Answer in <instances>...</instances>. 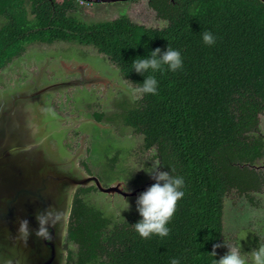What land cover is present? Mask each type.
<instances>
[{
  "label": "trees",
  "instance_id": "obj_1",
  "mask_svg": "<svg viewBox=\"0 0 264 264\" xmlns=\"http://www.w3.org/2000/svg\"><path fill=\"white\" fill-rule=\"evenodd\" d=\"M79 3L0 0V68L33 42L75 39L108 54L140 86L145 77L132 70L135 58L169 44L180 50L183 69L153 73L158 94H143L130 123L147 146H157L162 168L184 177L185 195L168 224L169 235L143 238L134 228L140 216L106 218L77 194L69 239L79 244L82 262L169 264L178 257L181 264H214L221 257L225 192L258 185L246 181L251 174L257 179L248 163L262 149L252 132L264 102V3L149 0L157 17L167 21L162 28L138 24L126 14L87 22L76 14ZM203 30L216 35L214 45L204 44Z\"/></svg>",
  "mask_w": 264,
  "mask_h": 264
},
{
  "label": "flooded vegetation",
  "instance_id": "obj_2",
  "mask_svg": "<svg viewBox=\"0 0 264 264\" xmlns=\"http://www.w3.org/2000/svg\"><path fill=\"white\" fill-rule=\"evenodd\" d=\"M79 1L81 3H89L85 0ZM91 3L96 4L95 2ZM132 21L135 22L134 20ZM57 42L70 44V47L63 51L43 53L41 56L43 57V60L40 63H36L32 66V70L36 72L37 77L30 76L28 74L27 82L35 85V83H38L39 80L36 78L42 76L40 75L42 73H46V75L43 76H46L47 79L55 80L56 88L54 91L57 92V95L56 97L54 96L52 98V107L59 114L61 122L64 124L66 131L71 128L70 133L68 132L69 136L67 139V141L71 144L69 148L74 154L76 153L75 155L81 156L85 154L83 147L86 146L88 151H90L92 147L91 142L93 141V146L98 150L99 154H102L103 156V159L97 158L93 161L98 173H94V170L91 168L87 157H84L81 160L83 166L91 175L96 174L98 180L103 181V184L106 187H110V182L116 181L121 176H123V178L126 179L125 184L127 183L133 188L132 193L134 197L131 198V201L133 202L129 205L128 210H126L127 212L125 211L124 213H119L121 216L117 217V215L110 212V207H108V209H104L102 205H99V203L96 202L93 196H90L91 193L100 188L98 185L81 186L80 190L78 191L79 193L77 194H80L79 196L85 203L96 209H99L103 213L102 215L106 218L120 222L130 219L131 217L135 218L136 216H140L136 209L137 196L143 191H146L148 187L155 183L154 179L147 174L144 168L151 167V165L155 163L160 165L161 170H164L162 168V160L158 155L157 146H147L144 140V134L130 123V119L137 109L143 94L136 91L139 86L134 83L132 78L126 75L122 67L114 62L108 54L100 51L93 45L80 43L75 39L33 43L50 45ZM92 48L96 49L99 54L106 56L107 59L105 57L103 59H96L97 57H93L91 55ZM22 55L23 52L14 56L11 60L7 61V63L2 66L0 70L6 68L15 59L21 57ZM68 61H71V63L76 62V64H74V66L69 65V63H67ZM93 63L98 64V66H95V69L92 68V70H89L90 68H88L86 65L90 64L92 66ZM112 65L115 67L114 69ZM72 68H76L74 71H81V69L84 68L86 73L83 75L85 76L88 74L86 76L88 77L87 86H89L91 92L89 95L81 93L77 96V99H74V101L71 98L72 102H67L64 99L68 98L70 91H73L75 88H77V85L68 84V73L63 69L70 70ZM93 70H96L97 72L95 73ZM78 76L80 75H75V78ZM40 80L42 81L43 79ZM66 86L67 89L65 90L64 95L59 91V89L63 90V88H66ZM47 88L51 89L50 87ZM263 113L264 102L263 109L258 115L259 122L257 124V130L252 132V137L254 139H261V155L258 156L253 163H248V166L257 172V179L252 178L251 174L249 179L246 181H254L257 182L256 185H258L257 187H250V185H248L247 187L249 188H247L246 191H241V189L234 186L225 192L224 201L228 193L231 191H236V194L239 195V201L244 202L246 206L254 208L258 203L256 197L262 195L264 196V131H262L260 119ZM100 124H102L103 127H101ZM84 129L86 133L81 134L79 130ZM128 129L136 137L135 140L132 138L133 135L125 136V133ZM96 130L102 131L103 135H105V138H98L95 135ZM111 137H114L115 139ZM129 160H132L131 169L125 167L124 165ZM261 160L262 164L259 162ZM245 195H248V197ZM261 201H263L264 205V200ZM71 216L72 211L67 222L68 228L71 223ZM113 223L114 222H111L109 225H112ZM68 228L64 242L67 264H109L105 258L92 259L82 262L81 256L79 254V244L76 242V240L72 238L69 239ZM251 233L252 242L250 246L251 248L248 250V252L256 248L258 244L263 243L259 230L255 229L254 232ZM226 247L229 246L226 245ZM5 260V264H9L7 263L6 258Z\"/></svg>",
  "mask_w": 264,
  "mask_h": 264
},
{
  "label": "rangeland",
  "instance_id": "obj_3",
  "mask_svg": "<svg viewBox=\"0 0 264 264\" xmlns=\"http://www.w3.org/2000/svg\"><path fill=\"white\" fill-rule=\"evenodd\" d=\"M79 5L80 7L79 11L77 12V15L87 22L100 21L106 19L110 20L117 18L121 14L125 13L135 22L145 25L147 27L162 28L167 25V21L157 17V13L149 5V0H131L127 3L117 2L96 4H92L91 2H80ZM1 23L2 20H0V25ZM69 47L70 44H64L60 42L50 45L42 43H33L27 45L21 57L15 59L3 70H0V93L5 92L9 89L12 91L14 90L13 92L16 91V95H35V98L40 101V104L36 103L37 107H34L31 111L35 113V115L39 114L41 117L46 115L49 119L47 121H52L50 129H48L47 126V130H45L46 133L42 136V139L46 140L48 144H51L53 151L55 150V147L58 148L57 150H55L57 155L58 153L60 154L57 159L64 161L62 170L58 173H62L63 177L71 178V180H78V183L71 190L72 202L69 207L70 211L67 216V222L72 211V206L75 197L77 193H79L78 191L80 190L81 186L98 185L100 187V190L98 189L94 191L90 194V196H93L96 202H98L99 205H102L104 209H108V207H110V212L114 213L115 215H117V217H119L121 216L119 215V213H124L126 210H128L129 205L133 202L131 201V198L134 197L132 193L133 188L130 185L125 184L126 179L123 178V176H121L116 181L110 182V187H106L104 186L103 181L98 180L96 174L91 175L88 172V170L81 163V160L84 157H87L88 161L90 162L91 168L94 170V173H98V171L96 170L93 161L97 158L103 159L102 154H99L98 150L93 146V141L91 142L93 149L91 147V150L88 151L86 146H84L83 148L85 154H80L81 156L75 155L76 153L74 154L69 148L71 144L67 141V139L71 128L66 131L64 124H62L61 122L59 114L52 107V98L54 96L56 97L57 95V92L54 91V89L56 88L55 80L47 79L46 76H43L46 75V73H42L40 74L42 76L36 78L39 80L38 83H35V85H32L27 82L28 74L30 76L37 77L36 72L32 70V66L36 63H40L43 60V57H41L43 53L63 51L67 50ZM91 55L93 57H97L96 59H103L104 57L106 58V56L99 54L94 48H92ZM67 63L72 66L76 64V62L71 63V61H68ZM86 66L90 68L89 70H92V68L95 69V66H98V64L93 63L92 66L90 64H87ZM112 67L113 69L115 68L113 65ZM75 69L76 68H72L70 70L63 69L64 71L66 70L68 73V84L77 85V88H75L73 91H70V93L68 92V98L64 99L67 102H72V100L74 101V99H77V96L81 93L89 95L91 92L89 86H87L88 77L86 76L88 74L85 76L83 75L86 73L84 68H82L81 71H74ZM93 72L96 73L97 71L93 70ZM75 75L80 76L75 78ZM40 79L43 80L41 81ZM67 86L66 88H63V90L59 89V91L64 95ZM47 87H50L51 89ZM0 97H2L1 94ZM25 109L27 110V108ZM260 119L262 131H264V113L263 115H261ZM100 125L101 127H103L102 124ZM79 131L81 134L86 133L85 129ZM95 135L98 138H105V135H103L102 131L99 130L95 131ZM130 135L133 134L128 129L125 133V136ZM111 138L115 139L114 137ZM132 138L134 140L136 139L134 135ZM259 162L262 164V160ZM131 163L132 160H129L124 165L125 167L131 169ZM68 191L69 189L64 192L67 193ZM245 196L248 197V195ZM256 198L258 200V203L253 208L246 206L244 202L239 201V195L236 194V191H231L226 196L223 210V235L220 247L222 256L229 251V247L239 248L242 256H244L247 260V264H253L251 256V251L253 249L248 252V250L251 248L250 246L252 242L251 232H254L255 229L259 230L260 236L264 243V205L263 201H261L264 200V196L262 195ZM226 245H228L229 247H226Z\"/></svg>",
  "mask_w": 264,
  "mask_h": 264
},
{
  "label": "water",
  "instance_id": "obj_4",
  "mask_svg": "<svg viewBox=\"0 0 264 264\" xmlns=\"http://www.w3.org/2000/svg\"><path fill=\"white\" fill-rule=\"evenodd\" d=\"M13 91L0 93V249L8 254L5 258L9 264H67V216L71 190L78 180L58 173L64 162L57 159L58 148L53 151L51 144L42 139L52 121L31 111L40 101L35 95L30 98L29 94L16 95ZM46 210L55 217L57 227L49 229V238H38L37 217ZM23 219L29 222L32 233L26 242L18 239L19 222Z\"/></svg>",
  "mask_w": 264,
  "mask_h": 264
},
{
  "label": "clouds",
  "instance_id": "obj_5",
  "mask_svg": "<svg viewBox=\"0 0 264 264\" xmlns=\"http://www.w3.org/2000/svg\"><path fill=\"white\" fill-rule=\"evenodd\" d=\"M201 37L206 45L212 46L216 43L217 37L211 30H203ZM183 66L184 59L181 51L171 47L170 44L166 50L158 47L146 57L138 56L132 61L131 68L136 73L143 74L145 78L142 83H139L140 86L136 91L142 94H158L159 81L153 73L165 70L175 73L182 70ZM144 170L154 179L155 183L137 196L136 209L141 219L134 224V228L143 238L153 235L166 237L170 233L168 224L176 211L177 203L185 195L183 191L185 179L181 175L173 174L174 170L170 172L161 170L160 165L155 163ZM37 219L40 227L35 231V235L38 238H49V229L57 227L55 217L50 214L49 210H46L38 215ZM18 234V239L25 242L31 236L29 222L26 219L19 222ZM218 247H220L219 244L214 245V248ZM211 254L216 257L215 251ZM7 255L0 249V264H5ZM251 256L253 264H264V243L258 244L251 251ZM169 264H181V260L178 257H171ZM214 264H247V260L242 256L239 248L229 247V251L218 260L215 259Z\"/></svg>",
  "mask_w": 264,
  "mask_h": 264
},
{
  "label": "bare ground",
  "instance_id": "obj_6",
  "mask_svg": "<svg viewBox=\"0 0 264 264\" xmlns=\"http://www.w3.org/2000/svg\"><path fill=\"white\" fill-rule=\"evenodd\" d=\"M19 258V257H18Z\"/></svg>",
  "mask_w": 264,
  "mask_h": 264
}]
</instances>
